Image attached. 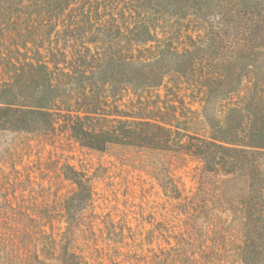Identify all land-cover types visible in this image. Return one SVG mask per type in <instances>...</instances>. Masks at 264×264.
Returning <instances> with one entry per match:
<instances>
[{"label":"rangeland","instance_id":"rangeland-1","mask_svg":"<svg viewBox=\"0 0 264 264\" xmlns=\"http://www.w3.org/2000/svg\"><path fill=\"white\" fill-rule=\"evenodd\" d=\"M251 80L264 81V0H0V100L62 112L54 144L35 146L30 158L48 173L45 197L36 201L58 212L72 189L58 174L69 161L93 179L95 221L109 213L135 226L153 214L182 227L151 177L179 158L126 145L125 136L102 151L81 147L63 124L65 107L80 100L95 108L98 127L134 115L190 133L229 132L238 125L231 108L249 95H238L239 82ZM187 160L176 172L192 189L197 162ZM62 219L57 214L56 224ZM87 237L80 232L79 247L95 262ZM118 256L115 263L104 256V264H124L125 254Z\"/></svg>","mask_w":264,"mask_h":264},{"label":"trees","instance_id":"trees-1","mask_svg":"<svg viewBox=\"0 0 264 264\" xmlns=\"http://www.w3.org/2000/svg\"><path fill=\"white\" fill-rule=\"evenodd\" d=\"M239 84L238 95L246 89L249 95H240L241 105L231 108L238 125L231 124L229 132L190 133L134 115L98 127L95 108L80 106V100L64 108L63 124L81 147L102 151L125 136L126 145L179 158L180 164L163 163L151 173L180 216L177 229L167 216L159 220L153 214L135 226L109 213L95 221L93 179L69 161L58 173L72 185L63 210L48 200L39 204L48 173L30 158L35 146L54 144L56 113L62 112L0 100V264H104V256L115 263L118 254H125L124 264H264V81ZM187 159L197 162L192 189L176 172L187 166ZM34 183L38 195L32 193ZM57 214L63 218L58 225ZM80 232L92 235L95 262L79 247ZM110 250L117 255L103 254Z\"/></svg>","mask_w":264,"mask_h":264}]
</instances>
